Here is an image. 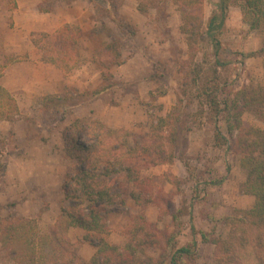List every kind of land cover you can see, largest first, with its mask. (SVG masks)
I'll list each match as a JSON object with an SVG mask.
<instances>
[{"label":"rangeland","instance_id":"obj_1","mask_svg":"<svg viewBox=\"0 0 264 264\" xmlns=\"http://www.w3.org/2000/svg\"><path fill=\"white\" fill-rule=\"evenodd\" d=\"M41 1L0 0V85L20 108L14 123L0 122V160L6 167L4 175L0 169L3 226L9 220L37 221L35 264H72L74 250L82 262H90L96 249L82 242L85 231L57 229L64 221V176L78 166L65 156L62 131L74 118L98 119L112 129L127 131L131 140H139L157 131L160 119L171 116L162 130L165 138L172 128L177 130L173 148L164 141L167 156L173 151L175 160L143 171L150 183L145 204L128 199L125 207H113L106 239L123 251L131 246L137 264H157L161 256L170 264L175 250L196 240L192 255L178 256V264H217L216 247L202 244L192 227L226 239L230 231L226 218L249 211L255 198L244 193L247 174L240 156L222 142L216 144L214 113L207 107L202 89L219 86L234 95L245 88L264 87V31L250 30L235 1L221 36L218 64L207 36L199 40L196 55L189 56L181 13L172 2L165 14L151 11L144 16L137 10L141 0H117L122 4L119 14L137 31L130 36L106 15H97L89 0H58L49 14L37 10ZM217 4L218 0L204 1L203 32ZM66 24L79 29L82 36L79 64L64 74L41 61L33 42ZM113 39L122 48L120 66L104 51ZM255 52L259 53L251 58L242 56ZM103 74H111L113 80L104 81ZM110 83L114 84L112 90L99 99L90 100L86 94V105L75 106L73 115L66 118L62 117L68 112L63 104L59 109L51 106L57 100H48L47 107L43 104L46 97L76 98L77 91L91 93ZM220 97L223 100L226 95L221 93ZM242 119L245 127L264 129V123L250 112ZM219 128L227 136L225 114L219 119ZM183 161L189 165V173L177 177L181 170L186 172ZM174 178L187 182L175 183ZM135 190L127 188L128 193ZM56 232L79 247L70 243L59 246L54 239ZM81 261L74 260L76 264ZM0 264L33 263H24L23 256L15 259L0 243Z\"/></svg>","mask_w":264,"mask_h":264},{"label":"trees","instance_id":"obj_2","mask_svg":"<svg viewBox=\"0 0 264 264\" xmlns=\"http://www.w3.org/2000/svg\"><path fill=\"white\" fill-rule=\"evenodd\" d=\"M58 0H42L37 5L40 13H53L54 4ZM94 4L97 15L109 17L116 26L125 34L135 36L136 29L119 14L122 4L117 0H89ZM205 0H141L137 6L140 14L147 16L151 11L165 14V8L172 2L180 11L182 18L181 31L186 36L189 56L193 58L197 52V45L202 36H207L218 61L221 49V36L224 32L230 7L238 1L244 20L250 30L264 31V0H218L217 10L212 14L205 25L203 5ZM82 32L70 24L64 25L52 34H46L34 45L41 54L43 63L51 64L64 74L69 73L79 64V42ZM120 43L113 39L104 51L110 54L115 65L122 64V51ZM259 52L243 54L244 58H251ZM104 81L113 80L110 74H103ZM114 84L100 86L91 93L76 92V98L46 97L58 102L51 106L59 109L63 104L67 114L73 115L71 110L75 106L86 105L85 95H90V100L99 99L102 95L112 90ZM226 98L221 100L220 94ZM221 87L213 90L203 88L206 105L214 113L216 144L224 145L230 151L240 156L241 167L246 171V182L243 186L244 193L255 198L254 206L246 212H236L227 217L230 231L226 239L217 238L215 232H196L192 227L193 235H200L202 244H212L218 251L217 264H264V129L245 127L242 116L250 112L264 123V87L253 89L245 88L233 94ZM162 96L166 95L164 91ZM81 98V99H80ZM79 101V102H78ZM78 102V103H74ZM65 103H74L65 106ZM51 104V103H50ZM50 107V106H49ZM20 108L17 100L0 85V122L14 123L19 115ZM93 114V111H91ZM225 114L227 136L219 128V119ZM171 116L162 118L157 122L158 128L151 136L145 135L139 140H131L125 130H116L108 127L98 119L74 118L71 124L62 131L65 156L78 163V166L67 172L61 186L66 205L61 208L64 219L59 231L68 232L72 228L85 231L82 242L90 244L96 249L90 262H82L74 250L70 255L71 263L79 260L82 264H137L135 250L128 246L125 251L108 243L106 236L109 234L107 219L114 210L113 207H125L128 199L137 205L145 204L144 197L148 194V179L142 173L145 170L172 164L175 160L174 152L167 156L164 141L168 146L174 147L178 141L176 128L169 131V136H163V127L170 123ZM85 140H84V138ZM222 142V144H221ZM189 173V165L183 161ZM0 169L3 175L6 167L0 160ZM175 183H186V179ZM138 190L128 193V187ZM149 204V201L147 202ZM10 219V218H9ZM142 219L146 218L142 215ZM173 219H176L173 216ZM0 219V243L9 249L15 259L24 257V263L35 264L36 253L39 249L38 223L34 219L9 220L3 226ZM63 225V226H62ZM151 225V224H150ZM56 232L54 239L59 246H67L65 235L61 238ZM81 241L79 244L82 243ZM41 243V238H40ZM18 245L22 249L18 250ZM24 245L27 247L24 250ZM77 245L78 244H71ZM77 247V248H78ZM197 241L191 245L175 250L170 264H178L177 258L191 256ZM20 252V253H19ZM64 257V256H63ZM152 261V260H151ZM157 264H167L165 257L157 260Z\"/></svg>","mask_w":264,"mask_h":264},{"label":"crops","instance_id":"obj_3","mask_svg":"<svg viewBox=\"0 0 264 264\" xmlns=\"http://www.w3.org/2000/svg\"><path fill=\"white\" fill-rule=\"evenodd\" d=\"M37 5H38V4H36V6H37ZM186 173H187V171L185 172V170H181L179 176H178V174H176V175H177V177H180V176L183 177L184 175H186ZM184 177H185V176H184ZM184 177H183V178H184ZM73 229H74V231H76V230H77V231H82V229H78V228H77V229L73 228ZM79 233H80V232H79ZM81 233H83V232H81ZM94 254H95V252H93V255H94ZM93 255H92V257H93Z\"/></svg>","mask_w":264,"mask_h":264}]
</instances>
